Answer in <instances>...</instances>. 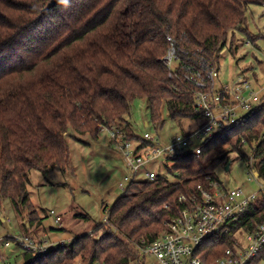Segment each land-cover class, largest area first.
I'll use <instances>...</instances> for the list:
<instances>
[{"label":"trees","instance_id":"obj_1","mask_svg":"<svg viewBox=\"0 0 264 264\" xmlns=\"http://www.w3.org/2000/svg\"><path fill=\"white\" fill-rule=\"evenodd\" d=\"M251 4L264 0H0V205L9 199L18 211L32 208L27 191L32 170L72 169L65 134L95 139L103 124L148 144L125 119L134 98L146 99L159 126L163 105L179 122L201 117L193 85L183 79L186 70L176 68L177 77L170 79L161 62L166 37L189 52L179 54L181 64L192 67L196 59L218 64L227 33L244 25ZM262 133L264 103H259L207 138L199 155L168 156L174 182L159 174L129 180L106 221L95 227L98 238L81 235L44 252L23 250V264H75L78 257L91 264H141L136 245L163 232V223L184 206L180 195L187 198L207 175L216 177L215 168L229 160L224 151L255 143L251 167L264 177ZM251 209L240 225L261 219L264 203ZM28 216L30 226L41 224L33 208ZM228 245L227 236L209 239L198 254L210 262Z\"/></svg>","mask_w":264,"mask_h":264},{"label":"rangeland","instance_id":"obj_2","mask_svg":"<svg viewBox=\"0 0 264 264\" xmlns=\"http://www.w3.org/2000/svg\"><path fill=\"white\" fill-rule=\"evenodd\" d=\"M245 16L244 25L240 29L229 31L226 43L220 49L216 85L232 86L237 77L241 76L258 93L261 103H264V4L249 5ZM160 113L161 126L151 119L146 99L137 97L133 99L125 119L135 136L142 139L143 134L148 133L159 145H165L172 136L192 130L197 124V121L190 118L180 122L173 120L165 105L161 107ZM72 134L74 137L65 134L72 169L63 170L56 166L46 173L32 170L29 175L27 191L33 210L41 218L40 225L35 223L29 228L28 212L32 210L31 207H19L23 213L21 215L9 199L3 200L0 205V238L11 237L6 247L0 246V264L24 263L23 247L12 238L23 235V232L36 247L43 246L44 243L47 247L69 244L72 239L81 235H86L89 239L100 236L101 231H94L95 227L106 221L109 207L126 189L129 181L125 178L131 171L119 148L112 143L108 131L99 132L95 139L75 132ZM138 141L131 140L133 145ZM254 146L255 143H245L240 151H224L230 161L229 170L225 171V165L220 163L214 174L226 187H241L247 192L258 191L264 181L261 178L248 181V163ZM224 148L227 147L223 146ZM158 161L139 168L135 180L146 179V168L159 175H166L170 182H174L176 177L167 171L169 163L161 162V158ZM55 217L59 218V223L54 221ZM24 219L26 220L23 221ZM31 252L38 253L36 250ZM80 260L78 257L75 261ZM142 261L141 264H152L153 258L147 256Z\"/></svg>","mask_w":264,"mask_h":264},{"label":"built area","instance_id":"obj_3","mask_svg":"<svg viewBox=\"0 0 264 264\" xmlns=\"http://www.w3.org/2000/svg\"><path fill=\"white\" fill-rule=\"evenodd\" d=\"M166 40L168 47L161 62L167 67L170 79L177 77L176 68L186 70L183 79L193 85L194 108L201 112V117L191 119L197 121L192 130L172 136L165 145L156 143L148 133H144L142 138L148 144L143 146L142 141H138L133 145L117 128L99 124L98 131H108L112 143L119 148L130 169L131 173L125 178L128 181L136 178L139 168L158 163L160 158L161 162H166L171 155L188 152L199 155L201 144L207 138L219 129L234 124L243 113L261 103L258 93L243 77L238 76L232 86H217L219 70L216 62L196 59L195 66L181 64L179 54L188 55L189 52L181 51L169 36ZM248 173V181L256 178L264 181L263 176L254 175L256 172L251 167V161L248 163ZM144 174L148 180L157 177L152 169L144 168ZM178 200L184 202V206L173 218L163 223V232L148 243L141 240L142 244L136 245L142 259L151 256L152 264H264V209L259 217L261 219L250 218L251 226L239 224L251 207L254 212L264 203V182L258 191L247 192L241 187L228 188L217 176L212 178L207 175L204 184L196 185L195 193L187 198L180 195ZM50 214L54 215L53 211ZM54 221L59 223V218L55 217ZM223 236L230 239V245L219 256L207 262L198 254L204 242ZM9 238H0V246L6 247ZM12 238L20 242L23 250L44 252L49 248L45 243L36 247L24 232ZM75 264L91 263L80 260Z\"/></svg>","mask_w":264,"mask_h":264},{"label":"water","instance_id":"obj_4","mask_svg":"<svg viewBox=\"0 0 264 264\" xmlns=\"http://www.w3.org/2000/svg\"><path fill=\"white\" fill-rule=\"evenodd\" d=\"M229 166H230V161H228L225 166H224V170L227 171L229 170ZM255 176H257V173L254 174Z\"/></svg>","mask_w":264,"mask_h":264},{"label":"crops","instance_id":"obj_5","mask_svg":"<svg viewBox=\"0 0 264 264\" xmlns=\"http://www.w3.org/2000/svg\"><path fill=\"white\" fill-rule=\"evenodd\" d=\"M23 210V209H22ZM18 211V210H17ZM21 215H23V213L22 212H20V208H19V211H18ZM26 219H24L23 221H25ZM26 225H28V223H26ZM29 226V228H32V226H30V225H28ZM3 259H4V257H3Z\"/></svg>","mask_w":264,"mask_h":264}]
</instances>
